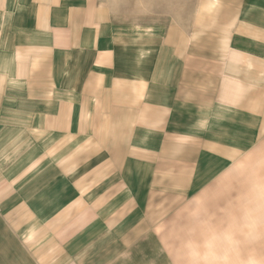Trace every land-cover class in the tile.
<instances>
[{
	"label": "crops",
	"instance_id": "0c3cea01",
	"mask_svg": "<svg viewBox=\"0 0 264 264\" xmlns=\"http://www.w3.org/2000/svg\"><path fill=\"white\" fill-rule=\"evenodd\" d=\"M241 5L220 30V49L194 42L179 49L173 35L155 49L132 40L118 48L116 32L102 33L116 28L99 0H0V197L22 191L33 198L6 213L53 215L34 245L69 241L60 227L67 221L77 230L68 246L83 251L97 240L78 235L81 227L143 229L133 222L162 213L165 196L199 190L260 141L264 0ZM39 204L46 209L35 210ZM4 213L1 207L0 223ZM19 223L11 219L7 228ZM3 230L1 223V254ZM233 236L225 231L209 241L229 251L239 243ZM30 256L18 264H41Z\"/></svg>",
	"mask_w": 264,
	"mask_h": 264
},
{
	"label": "rangeland",
	"instance_id": "374dc122",
	"mask_svg": "<svg viewBox=\"0 0 264 264\" xmlns=\"http://www.w3.org/2000/svg\"><path fill=\"white\" fill-rule=\"evenodd\" d=\"M99 1L100 8L104 9L103 14L109 15L116 28H104L102 33L109 35L116 32L117 38L114 37L112 42L120 43L121 47L118 48H122L127 40H132L137 41L138 47L141 44L145 46L148 41V46L156 49L158 39L166 41L173 35L172 39H178L179 46L172 42L179 49H187L188 42H194L195 49H220V30L232 23L238 13L237 6L242 8L243 0ZM172 25L177 32H170ZM140 32H144L143 35L147 32V39L144 36L140 40ZM182 39L185 41L183 46ZM112 42L109 40L107 45H112ZM222 44L225 48V44ZM244 150L242 159L238 158L233 165L228 164L223 173L220 172L211 182L203 183L199 190L179 199L165 196L162 213H144L141 215L145 219L143 223L133 222L132 226L143 225V229L132 228L116 233L118 231L107 227L100 232L79 228L78 235L88 232L91 238L97 240L96 245L84 251L81 246L74 249L68 246L71 241H76L77 236L76 232L72 235L77 230L73 228L74 225L66 224L68 221L60 227L65 225L63 232L66 230L70 234L68 236H72L68 237L71 238L69 241L58 242L57 239L46 247L34 245L41 243L35 239L38 229L53 215L45 212L6 213L7 208L11 209L16 204H34L33 198L23 195L22 191L19 198H12L7 191L0 197V209L3 207L5 212L4 222L1 221L5 244L1 247L0 264H18L22 255L31 262L30 254L34 253L40 257L41 264L42 261H47L46 264H264V202L261 208H255V199H264V134L260 135V141L255 146ZM44 206L41 204L35 210L44 211ZM72 216L69 215L67 220ZM104 216L116 217L113 213ZM243 216L252 223L245 222L243 225ZM18 218L21 223L15 225L13 230L8 229V221ZM135 218L139 216L132 217ZM47 227L51 228L50 225ZM225 231L234 235L231 240L239 242L229 251L224 245L209 241L211 236ZM50 235L55 239L53 234ZM17 238L24 240L27 247L21 246ZM224 248L226 253H223Z\"/></svg>",
	"mask_w": 264,
	"mask_h": 264
}]
</instances>
